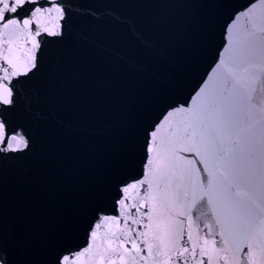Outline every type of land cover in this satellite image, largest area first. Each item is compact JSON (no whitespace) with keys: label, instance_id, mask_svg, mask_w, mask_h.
Wrapping results in <instances>:
<instances>
[{"label":"snow or ice","instance_id":"obj_1","mask_svg":"<svg viewBox=\"0 0 264 264\" xmlns=\"http://www.w3.org/2000/svg\"><path fill=\"white\" fill-rule=\"evenodd\" d=\"M151 2L204 7L144 41L140 100L95 82L101 33L129 24L113 2L0 0V264H264V0Z\"/></svg>","mask_w":264,"mask_h":264},{"label":"water","instance_id":"obj_2","mask_svg":"<svg viewBox=\"0 0 264 264\" xmlns=\"http://www.w3.org/2000/svg\"><path fill=\"white\" fill-rule=\"evenodd\" d=\"M109 7L114 8L117 15L125 17L129 24L111 27L101 33L99 39L102 47L94 50L92 64L96 83L114 82L135 89L140 100L146 99L151 92L155 78L153 73L159 74L160 62L155 49L145 45L144 41L155 43L154 30L157 24L169 21L182 23L186 19L196 17L204 7L195 3H154L151 0H110ZM234 7H239L247 0H230ZM135 27V32L130 27ZM143 34V40L138 39ZM221 43L219 30L208 50L200 58L194 70L189 74L184 93L187 95L192 86L201 80L215 59L217 49ZM152 108L150 116L157 114ZM81 121H73L78 127ZM9 193L11 197L10 212L14 218H21L27 214L29 193L18 181H10Z\"/></svg>","mask_w":264,"mask_h":264}]
</instances>
